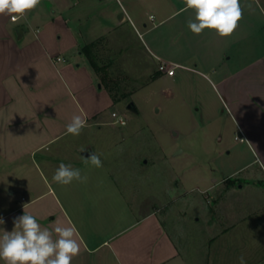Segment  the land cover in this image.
Masks as SVG:
<instances>
[{
  "label": "crops",
  "instance_id": "1",
  "mask_svg": "<svg viewBox=\"0 0 264 264\" xmlns=\"http://www.w3.org/2000/svg\"><path fill=\"white\" fill-rule=\"evenodd\" d=\"M240 3L242 19L230 37L192 33L186 22L195 13L184 0H41L16 21L0 15V236L25 211L50 231L76 228L81 250L71 264H193L159 214L163 205L135 207L102 160L99 168L83 162L80 149L98 155L94 135L107 114L120 113L121 101L83 47L96 42L111 76L136 67L132 81L123 77L128 86L143 75L172 86L189 78L207 84L252 153L239 169L257 164L264 174V0ZM20 25L27 28L20 32ZM161 60L177 65L173 75L158 69ZM73 116L86 121L78 136L66 132ZM61 163L87 181L55 182Z\"/></svg>",
  "mask_w": 264,
  "mask_h": 264
},
{
  "label": "rangeland",
  "instance_id": "2",
  "mask_svg": "<svg viewBox=\"0 0 264 264\" xmlns=\"http://www.w3.org/2000/svg\"><path fill=\"white\" fill-rule=\"evenodd\" d=\"M135 72H112L117 95L131 92L118 104L125 126L107 114L94 135L103 164L135 207L163 205L159 214L193 264H239L241 256L264 264V174L257 164L239 169L253 156L232 113L198 79L172 86L143 75L123 84Z\"/></svg>",
  "mask_w": 264,
  "mask_h": 264
},
{
  "label": "clouds",
  "instance_id": "3",
  "mask_svg": "<svg viewBox=\"0 0 264 264\" xmlns=\"http://www.w3.org/2000/svg\"><path fill=\"white\" fill-rule=\"evenodd\" d=\"M185 10H194L193 19L187 20L188 29L201 34L205 29H212L221 37H230L242 19L240 0H184ZM41 0H0V15L10 16L12 20L23 16L35 9ZM125 126V121H119ZM86 126V121L80 116H73L66 126V132L75 136L80 135ZM85 149L81 148L83 152ZM85 164L97 168L102 167V161L95 152L83 158ZM264 166V164H262ZM53 180L62 185L71 184L74 180L84 183L86 176L81 170L71 165L61 163L56 169ZM25 207V205H24ZM4 220L0 218V224ZM13 230L3 231L0 236V260L4 264H71L72 259L79 255L80 244L76 237L74 226L56 225L51 231L42 228L35 216L24 211L23 215L13 219ZM53 233L56 234L54 238ZM239 264H245L243 256L239 257Z\"/></svg>",
  "mask_w": 264,
  "mask_h": 264
},
{
  "label": "trees",
  "instance_id": "4",
  "mask_svg": "<svg viewBox=\"0 0 264 264\" xmlns=\"http://www.w3.org/2000/svg\"><path fill=\"white\" fill-rule=\"evenodd\" d=\"M96 45V42H90L83 47V51L86 53L88 56L91 65L93 68L101 74L102 80L105 83V85L109 88L111 91V94L113 96V99L115 102L120 101L121 99L127 97V95L131 92H121L120 96L117 95L115 91V87L118 89V85H120L119 81H114V79L111 76V72L107 69L108 65L107 64H101L95 54L94 51V46ZM119 90V89H118ZM228 180V179H227Z\"/></svg>",
  "mask_w": 264,
  "mask_h": 264
},
{
  "label": "built area",
  "instance_id": "5",
  "mask_svg": "<svg viewBox=\"0 0 264 264\" xmlns=\"http://www.w3.org/2000/svg\"><path fill=\"white\" fill-rule=\"evenodd\" d=\"M118 1H121V0H118ZM18 19H19V17L16 20H18ZM16 20H14V21H16ZM57 59L60 60V59H63V58L58 56ZM176 67H177V65L175 63H171L170 61H167V60H161L159 66H158V69L160 71H162V72L168 73L169 75H173L174 72H175ZM112 117L115 118L113 120L114 123H119V121L121 119H123L125 121V124L127 122L126 118L122 114L117 112V111H113L112 112ZM236 138H239L240 140L244 139L243 136H238V135L236 136Z\"/></svg>",
  "mask_w": 264,
  "mask_h": 264
},
{
  "label": "water",
  "instance_id": "6",
  "mask_svg": "<svg viewBox=\"0 0 264 264\" xmlns=\"http://www.w3.org/2000/svg\"><path fill=\"white\" fill-rule=\"evenodd\" d=\"M27 27L25 26V25H20V26H18L17 27V29L21 32V31H23L24 29H26ZM128 109H130V110H133V111H136L137 110V108H136V106H135V104L133 103V102H130L129 104H128ZM84 155H87V156H89L90 154H91V151L90 150H86V151H83L82 152Z\"/></svg>",
  "mask_w": 264,
  "mask_h": 264
}]
</instances>
